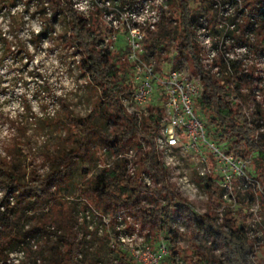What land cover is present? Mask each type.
Returning <instances> with one entry per match:
<instances>
[{"label":"trees","instance_id":"16d2710c","mask_svg":"<svg viewBox=\"0 0 264 264\" xmlns=\"http://www.w3.org/2000/svg\"><path fill=\"white\" fill-rule=\"evenodd\" d=\"M15 1L5 0V3L13 5ZM30 1L34 3V13L42 22L38 33H32L28 42L20 39L18 32L23 21L19 14L11 17L8 35L4 36L0 29V63L9 62L6 69L8 74L12 73L10 81L14 85L24 83L25 68L29 63L33 64L34 52L49 42L50 36L54 34L53 26L57 24L58 18H62L65 31L60 36L61 47L68 58H72L66 68L70 72L78 68L98 90V98L84 116L75 115L67 102L61 100V118L50 117L44 120L38 117L46 129V141L38 152L41 155L39 168L34 167L31 159L30 152L33 149L26 124L10 117L4 118L7 130L13 133L1 144L0 264H41L44 261L47 264H136L124 245L119 240L110 242L107 235L96 240V246L93 247L87 240L88 234L79 236L71 227L65 229L58 220L42 223L40 226L38 224L40 216L46 214L45 209L53 202L55 191L65 182L70 183L78 164L85 165L82 166L83 178L91 174V169L96 167L99 159L97 149L113 160L91 175L88 182L90 193L113 213L134 210L144 216L145 222H154L155 227L152 228L155 239L167 251L161 264H264L254 258L251 232L236 225L216 179L210 175L199 176L198 184L213 199L212 203L219 200L224 205L223 222H219L216 214L191 212L184 201L169 190L166 184L167 167L158 160L154 142L162 123V112L157 102L150 103L145 117L129 114L122 103V99L130 95L127 92L130 89L128 71L118 67V62L125 54L122 46H118V50L108 48L104 41L107 31L95 25L90 14H78L72 7V0H28L27 4ZM129 1L131 2L118 0L117 3L122 5ZM194 1L197 0H165L169 7L168 16L163 15L157 29L145 38V58L161 57V52L174 44L179 54H182L183 49L187 50L201 82L202 91L197 100V111L205 136L226 155L242 160L251 157L259 164L264 163V139L258 133L262 112L255 92L259 87L252 88L254 77L245 72L242 58L228 60L225 58L226 51L222 52L223 43L230 39V34L236 27L235 22L226 19L223 31L221 30L222 46L219 42L212 45V49L218 54L213 64L217 67V72L213 73L212 69L205 68L199 61L198 48L193 40V25L200 16L208 14L215 3L213 0H199L203 7L192 9L190 5ZM237 4L242 5L248 19L242 31L254 32L256 36L264 33V0L232 2L235 7ZM173 9H176L178 18L172 16ZM96 12L100 13L99 10L94 13ZM231 26L234 28L230 29ZM241 42L253 50L264 51V38L259 43L246 40ZM244 44L239 45L244 48ZM35 65L40 71L38 65ZM156 66L157 71L164 73L159 70L158 62ZM129 69L131 70L130 65ZM40 78V74H35L31 79L39 80L42 85L40 93L45 94L48 88ZM250 101H254L255 110L248 120L245 104ZM28 108L26 106V110ZM59 124L60 136L56 135ZM47 145H52V148ZM124 147L130 152L137 151L132 157L136 165L133 173L128 169L131 158L121 156ZM25 149L27 153L24 152ZM140 171L149 175L155 181V186L139 182L137 175ZM255 181L258 184L257 178ZM243 183L245 186L249 185L247 182ZM66 193L68 197L73 194L69 189ZM144 193L151 194L152 200H147L150 198ZM166 194L170 196L167 197ZM239 196L237 194L236 198ZM147 201L149 204L154 201L156 205L146 208L143 202ZM185 211L193 215L195 232L209 234L214 238V243L220 242L222 252L215 256L214 263H210L199 251L193 250L186 254L175 244L177 231L173 227V217L176 213ZM74 213L71 210L69 217L73 219ZM21 218L32 220L26 230L23 227L27 223L21 221ZM42 232L44 235L39 236L46 241L45 253L36 244L35 234ZM146 241L148 245L154 239ZM214 250H218V247ZM15 253H22L17 258V263L10 258Z\"/></svg>","mask_w":264,"mask_h":264},{"label":"rangeland","instance_id":"374dc122","mask_svg":"<svg viewBox=\"0 0 264 264\" xmlns=\"http://www.w3.org/2000/svg\"><path fill=\"white\" fill-rule=\"evenodd\" d=\"M215 5L212 10L203 16H200L193 25V40L198 48V58L200 63L207 69L215 70L214 60L218 57L216 53L215 58L211 61L206 62L207 47H203L200 28H204V33H207L210 40V47L214 43H222V29L224 28V23L226 19H230L235 22V28L230 34V39L223 43V50L228 52L233 60H243V68L245 72L252 74L254 77V83L252 88L256 86L259 90H256V101L259 103L262 119L259 123L258 133L261 138L264 139V51H256L248 47L246 44L242 43L241 40H246L247 42L258 43L264 38V33L261 35H255L254 32H243V27L247 23L246 13L242 9L241 4H237L235 7L232 2L236 0H213ZM79 4L83 5L84 1L79 0ZM191 8L197 9L203 7V4L197 0L196 2H191ZM176 10V9H175ZM175 10H172V16L178 18ZM96 10L90 13L92 20L95 25L103 28L110 34L107 25L102 20L100 13ZM160 15V21L163 15L168 16L169 7L167 6L165 10L162 11ZM57 24L53 26L52 30L54 34L50 36V40L47 44H43L34 52L33 58L34 62L31 65L29 63L28 67L25 68V80L24 83H14L11 80L12 73H7L6 67L9 66L8 63H0V155H2L1 144L7 137H10L11 133L6 128L4 124V118L10 117L17 122H22L26 124L27 135L31 139L32 151L31 159L33 160L34 167L39 168L41 163V155H39V147L42 146L46 141V129L43 126V122L38 120L39 118H61V100H65L70 106V110L77 116L86 115L89 110L93 107L98 98V90L95 86L88 81L86 76L77 69H73L71 72L67 70L66 66L72 58H68V54L61 47L60 36L65 31V25L62 22V18H58ZM32 25L36 27V22L33 21ZM239 26V27H238ZM158 27V25H157ZM157 27L147 32L146 37L152 32H154ZM223 27V28H222ZM222 30V31H221ZM199 32V33H197ZM124 29L120 28L118 36L121 38L114 45V49L118 50V46L124 48V38L122 34ZM105 35V36H106ZM200 37V38H199ZM242 38V39H241ZM239 44H244V51L237 52L236 48L242 47ZM222 46V45H221ZM264 48V47H262ZM33 52V51H30ZM161 57L155 58L159 64V70L161 72H166L171 68L178 67L185 70L189 75L196 77L197 74L190 62V57L187 50L183 49L182 54L176 51V44L172 47L167 48L161 52ZM170 59L166 61V59ZM76 60L75 58H73ZM37 62V63H36ZM25 63V62H24ZM24 63H22L24 65ZM37 64L38 71L35 67ZM118 67L120 69H125L128 71L130 78L129 63L125 59V54L122 59L118 62ZM29 73V75L27 74ZM40 74L42 78V83L48 88V92L45 94L40 93L42 88L39 80H33L32 75ZM198 77V76H197ZM39 86H38V85ZM22 85V86H21ZM21 86V87H20ZM126 86V85H125ZM128 88V87H127ZM129 89H127V92ZM254 91V90H253ZM246 92V90H244ZM156 94H153L150 99L151 102L155 100ZM147 106L139 108L141 110V116H146V110L150 106V102ZM28 106V110H26ZM254 101H250L245 104V111L247 119L249 120L254 112ZM37 117V118H33ZM41 119V120H42ZM161 126L163 124V118L161 120ZM56 135H61V125L57 126ZM139 140V139H138ZM140 142V140H139ZM52 148V145H47ZM27 153V150H24ZM137 151L127 150L126 147L123 148V154L128 159L134 156ZM98 163L96 167L91 169V174L87 177H82V165L78 164V167L74 170L73 178L65 182L64 185H60L52 199L53 202L45 209L46 214L40 216L39 226L42 223H52L54 220H58L64 225V228L68 227L73 229L75 234L79 236L86 233L87 240L92 243L91 245L96 246V240L103 238L104 235L108 236L110 242L114 240H119L124 238L125 244H129L130 247H135L133 244H146V240L154 239L150 244H146L149 247V254H144L143 256L134 259L136 264H151L152 253L158 250V245L160 241H156L154 231L152 227H155L154 222H145L143 220L144 216L140 212L134 210L131 211H118L113 213L110 209H106L103 202L96 199L89 191V180L91 175L100 170L102 167L111 163L113 158L106 155L100 149H97ZM205 161H201L198 157L190 152H179L172 151L166 156L160 154L158 160L167 167V185L169 190L172 191L174 195L179 197L184 201V203L189 207L191 212L196 214H216L219 222L224 221V205L221 201L212 200L209 194H207L198 184L199 176L201 173H207L211 178L219 181L217 173H215V164L213 157L210 152L205 151L203 153ZM34 158V159H33ZM247 172L246 174L250 178L248 181V186L244 183L235 181L232 185V198L228 202L230 211L236 221V225H240L251 233L250 238L254 244V258L257 262H264V163H257L249 157L247 160ZM135 161H131L128 165L130 173L134 172L136 165ZM87 166V165H86ZM208 170V171H207ZM42 171V170H41ZM138 180L146 185L155 186L154 180L149 176L145 175L142 171L138 173ZM257 178L258 184L255 181ZM68 183V185H65ZM69 189L73 194L68 197L66 190ZM147 197L152 200L151 194L144 193ZM239 194V198L236 195ZM165 196H170L166 194ZM240 201V202H239ZM156 205L154 201L151 204L143 202V206L146 208H153ZM106 209V210H104ZM71 210L75 211L74 218H70ZM41 214V213H39ZM134 214V217L133 215ZM21 221L27 223L24 225L23 230H26L32 223L31 219L21 218ZM53 225V224H52ZM55 226V224H54ZM52 227V226H51ZM173 227L176 229L175 244L183 250L186 254L194 251H199L205 256L210 263H214L215 256H219L222 252V247L220 242L216 241L214 243V238L210 237L206 233H198L193 230V215L188 212H178L173 217ZM116 232V233H115ZM42 233H36L37 248L41 249L43 253L47 251L45 246L46 241L43 237L39 236ZM127 238L129 239L127 243ZM218 247V250H214ZM92 247V248H93ZM128 248V246H127ZM142 248V247H140ZM214 251H213V250ZM43 263V262H42ZM41 263V264H42ZM43 264H47L44 261Z\"/></svg>","mask_w":264,"mask_h":264},{"label":"built area","instance_id":"2783aa9c","mask_svg":"<svg viewBox=\"0 0 264 264\" xmlns=\"http://www.w3.org/2000/svg\"><path fill=\"white\" fill-rule=\"evenodd\" d=\"M28 0H16L13 5H6L5 0H0V29L4 36L8 35L11 25V17L17 14L22 16L23 25L18 32V37L26 42L32 33L40 31L42 22L34 13V3ZM72 0L73 9L81 15L88 16L92 11L99 10L102 20L107 25L110 34L104 38L105 45L113 48L121 38L119 29H124L125 59L131 66L130 95L122 99V103L129 114L141 117V110L148 105L153 94H156V102L162 112L163 124L155 136V149L157 156L167 155L174 150L190 152L201 161H205L203 153L210 152L215 164V173L219 181L218 186L222 191V198L227 203L231 201L233 183L250 182L247 172V161L224 154L220 148L211 142L204 132L203 123L197 111V100L200 98L202 87L199 77L189 75L178 67L171 68L165 73L157 71V62L154 58H145L144 40L147 32L154 30L160 21L162 11L166 9L165 0H131L122 5L118 0L114 2L96 0ZM36 22V27L32 22ZM233 29V26L230 27ZM205 29L200 28L202 45L207 47L206 62L216 56V52L210 47V40ZM197 32V33H199ZM200 38V37H199ZM237 52L244 51L243 47L236 48ZM225 58L233 60L226 52ZM37 63V62H36ZM212 72H217V69ZM151 102V101H150ZM208 171V170H207ZM207 173H201L202 176ZM127 238V243L128 242ZM126 251L137 259L144 254H149L146 244H133L135 247L126 246L124 238H120ZM142 247V248H140ZM166 248L160 244L158 250L153 252L151 264H161L166 255ZM22 253L11 254L14 263L18 262ZM142 264V263H141Z\"/></svg>","mask_w":264,"mask_h":264}]
</instances>
